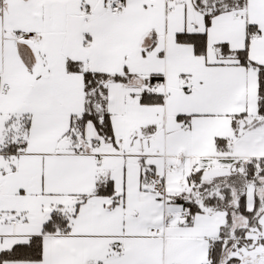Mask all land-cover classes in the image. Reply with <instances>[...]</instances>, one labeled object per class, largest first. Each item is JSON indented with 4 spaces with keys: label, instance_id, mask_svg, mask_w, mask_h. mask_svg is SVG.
Returning <instances> with one entry per match:
<instances>
[{
    "label": "snow or ice",
    "instance_id": "6c2138e0",
    "mask_svg": "<svg viewBox=\"0 0 264 264\" xmlns=\"http://www.w3.org/2000/svg\"><path fill=\"white\" fill-rule=\"evenodd\" d=\"M0 264H264V0H0Z\"/></svg>",
    "mask_w": 264,
    "mask_h": 264
}]
</instances>
